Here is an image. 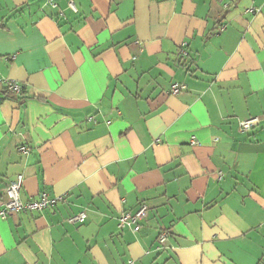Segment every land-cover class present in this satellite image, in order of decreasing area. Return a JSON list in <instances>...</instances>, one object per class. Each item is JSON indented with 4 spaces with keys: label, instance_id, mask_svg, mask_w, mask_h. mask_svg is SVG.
Here are the masks:
<instances>
[{
    "label": "crops",
    "instance_id": "0c3cea01",
    "mask_svg": "<svg viewBox=\"0 0 264 264\" xmlns=\"http://www.w3.org/2000/svg\"><path fill=\"white\" fill-rule=\"evenodd\" d=\"M51 1L0 0L25 96L0 102V208L18 174L63 196L0 217V264H264V0Z\"/></svg>",
    "mask_w": 264,
    "mask_h": 264
},
{
    "label": "built area",
    "instance_id": "2783aa9c",
    "mask_svg": "<svg viewBox=\"0 0 264 264\" xmlns=\"http://www.w3.org/2000/svg\"><path fill=\"white\" fill-rule=\"evenodd\" d=\"M47 3L55 7L56 5L51 1L47 0ZM68 6L75 10V6L72 1L68 2ZM3 86H7V90L10 92H19L21 87L15 81L0 79V89ZM185 86L183 84H174L171 86L170 92L172 94L180 93ZM2 101L0 96V102ZM260 119L258 117H252L245 120L239 121V128L242 131H248L254 126L258 125ZM19 150L23 153H27L28 149L26 146H20ZM23 175L18 174L15 179L9 182L5 189V199L1 203L0 217L5 218L8 215L18 213V212H28V211H40L44 208L53 206L57 201L63 199V196H58L54 198H48L46 195H41L37 200L23 201L20 198V192L22 190ZM148 207L146 204L142 203L135 212H122L118 217V226L122 228L124 226H129L134 232L140 230L141 221L145 218ZM86 219V213L80 211L68 217L66 221L69 224H80ZM167 233L162 232L158 235L157 241L159 246H163L166 241ZM125 264H133L132 260H128Z\"/></svg>",
    "mask_w": 264,
    "mask_h": 264
},
{
    "label": "trees",
    "instance_id": "16d2710c",
    "mask_svg": "<svg viewBox=\"0 0 264 264\" xmlns=\"http://www.w3.org/2000/svg\"><path fill=\"white\" fill-rule=\"evenodd\" d=\"M0 96L3 100H14L15 102L22 104L24 102L25 96L23 88L21 87L19 92H10L7 90V86H3L0 89Z\"/></svg>",
    "mask_w": 264,
    "mask_h": 264
}]
</instances>
